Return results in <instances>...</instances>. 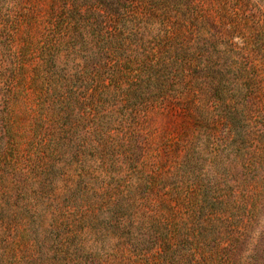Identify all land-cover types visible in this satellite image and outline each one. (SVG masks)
<instances>
[{
  "label": "trees",
  "instance_id": "1",
  "mask_svg": "<svg viewBox=\"0 0 264 264\" xmlns=\"http://www.w3.org/2000/svg\"><path fill=\"white\" fill-rule=\"evenodd\" d=\"M90 5L106 14L85 20ZM135 5L145 13L116 12ZM190 65L214 78L192 111L221 128L159 183L140 117L183 94ZM96 86L103 178L129 167L125 193L81 168L92 135L69 116ZM0 264H264V0H0Z\"/></svg>",
  "mask_w": 264,
  "mask_h": 264
},
{
  "label": "rangeland",
  "instance_id": "2",
  "mask_svg": "<svg viewBox=\"0 0 264 264\" xmlns=\"http://www.w3.org/2000/svg\"><path fill=\"white\" fill-rule=\"evenodd\" d=\"M30 1H36V0H30ZM66 1H64L65 4ZM11 7L10 12L14 15L18 14L19 7H23L25 11L28 9L31 10L32 5H9ZM44 6V11H47V13L51 16L52 14V20L55 17L54 12H52L51 8L53 5H42ZM62 5H56V7H59ZM66 7H69V5H65ZM96 5H90L86 8L81 10L82 14H85V20L90 19L91 15L93 13H101L106 14L105 9L102 7H98ZM117 9V8H116ZM126 11L124 8L121 11L116 10V12L122 13L124 16L123 18L133 19L136 18L135 15H140L145 13L144 7L142 8L140 5H135L127 8ZM67 11V10H66ZM105 11V12H104ZM214 13L216 10L213 11ZM65 13V12H64ZM63 14V13H62ZM66 15V14H63ZM128 15H133V18ZM96 18V17H95ZM104 21L108 20L105 18H102ZM48 21H50L48 19ZM243 21V20H242ZM22 32L19 31L17 36V44L21 45L26 42L25 35L23 34L24 27L21 28ZM25 32V31H24ZM34 39V34L29 35ZM37 37V36H36ZM233 43L236 45H241V39L234 37ZM194 41L191 40V38L188 39V47L193 46ZM176 46L178 48H181L180 40L179 42H176ZM101 52V50H98L96 47H91L88 50H82L79 49L78 54L83 55L87 52ZM112 52V51H108ZM118 54H122V51H117ZM129 51H124V53H128ZM258 63V62H256ZM227 69H222L223 74L226 72V76H228V72L225 71ZM182 74V76H185V79H182L181 77L176 78V85H179L181 82L183 84V90L181 92L182 95L177 94L174 97H171L169 99V102L167 107L164 111H157V109H154L148 118L143 117V115L140 117L143 120V128L142 131V137H144V141H146V150H148V163L146 165L148 171L156 172L160 175L159 183H167L169 181L170 184H176L177 180L172 176L174 172V166L176 164L177 158L176 155L178 153L182 154L185 150V145L190 144L193 142H198L200 139V134L205 136H214V132L217 129L212 127L210 124H207L203 121L201 116H198L196 112L192 111V108L197 105L198 103H208L210 100L209 96L207 94L211 93L210 88L213 87L211 85L213 78L212 74L204 75L202 74H196V72L193 70V66H189L188 70H186ZM197 75V76H196ZM225 75H222L220 78H215V82L217 81H224ZM240 85V77L238 75L235 76V80L233 83V87L237 90ZM112 86V85H111ZM185 86V87H184ZM82 87V85H81ZM215 87V85H214ZM85 89V87H84ZM83 89V90H84ZM88 89V88H87ZM86 90V89H85ZM93 91H98L97 86L95 87V90H86V92H81L80 95L82 97H85L90 94V98L87 101H84V104L78 107V118L75 119L74 114L77 112V109L74 108L71 115L69 116V120L71 121H78L80 119V131L82 135V140L88 138V134H91V139L93 140V150L86 152V157H84V160L81 162V168L82 171H85V175H88L91 178V183L96 184L100 187H106L104 184L111 183L112 186L117 189L118 191H122L125 193L127 190L126 183L133 181V177H131L130 174V168L126 166H122L119 169L116 168H110V180H105L103 178V173L105 171L106 166L103 164V155L99 151L101 142L99 141V121H100V108L102 107L101 104H96V102H100L102 100V97L99 98L98 95L94 97ZM254 97V96H253ZM255 100V98H254ZM251 97L250 104L251 108L254 109V101ZM212 104V103H211ZM123 107H119L117 111V120L121 117V113L123 112ZM36 123V121H35ZM31 124V123H30ZM122 129V128H120ZM124 133H128V130L126 127H123ZM94 131V133L92 132ZM121 135V132H119ZM218 133V132H217ZM33 138V136L31 135ZM119 137L115 135V139L117 140ZM35 139V138H34ZM148 143V144H147ZM115 150V149H114ZM116 150H118L116 148ZM115 150V151H116ZM136 173L139 174L140 168H136ZM129 170V171H128ZM136 174V176H138ZM171 178L168 180L167 177ZM135 176V177H136ZM137 178V177H136ZM125 180V182L123 181ZM90 179L87 180L89 182ZM84 184V182L82 181ZM160 186H158L156 190V198H159V191ZM159 190V191H158ZM47 191L51 192V188H48ZM113 191V190H112ZM112 194V192H111ZM80 195V194H78ZM88 194L87 196H89ZM97 195L93 193L92 200L96 199ZM48 199H51V196L48 197ZM61 204L66 205V201L63 199L60 201Z\"/></svg>",
  "mask_w": 264,
  "mask_h": 264
}]
</instances>
